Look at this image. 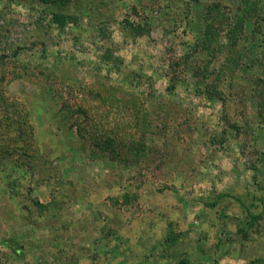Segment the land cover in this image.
Wrapping results in <instances>:
<instances>
[{
    "label": "rangeland",
    "instance_id": "rangeland-1",
    "mask_svg": "<svg viewBox=\"0 0 264 264\" xmlns=\"http://www.w3.org/2000/svg\"><path fill=\"white\" fill-rule=\"evenodd\" d=\"M195 1L0 0V264H264V0Z\"/></svg>",
    "mask_w": 264,
    "mask_h": 264
},
{
    "label": "trees",
    "instance_id": "trees-1",
    "mask_svg": "<svg viewBox=\"0 0 264 264\" xmlns=\"http://www.w3.org/2000/svg\"><path fill=\"white\" fill-rule=\"evenodd\" d=\"M40 1L43 2V3H51V4H54V3H56V4L57 3L66 4L69 0H40ZM198 1L199 0H196L195 4H197ZM260 1L261 0H237L238 13L239 14L236 13V14L233 15L234 21H237L238 19L242 20L244 18L249 17L251 14L255 13L256 9H257V6H258ZM195 8H196V11L199 10L198 7L195 6ZM212 11L213 12H219L220 11L219 7L217 6V3H215V6L213 5ZM54 15H55V20L58 22L60 27L64 26V24L66 23L67 19H73L74 18V16H72V15H64L63 13H60V12H56V13L54 12ZM206 21H208V22L206 23V25H204V29L201 30L197 34V42L200 43L199 47L201 46V48L204 49V50H207V47H210L209 45L212 44L213 37L217 36V34H218L217 33L218 26L214 25L213 22L210 21V19H208ZM224 21H225V23H227L228 19L226 18ZM133 29L136 30L137 34H141L144 31V29L142 27H139V26L138 27H133ZM211 81H206V79H205L204 81H202V84H203L202 87L206 88L207 90H209L208 94H209V97H211V99L218 98V95L216 93V91L219 90V88L217 86L218 84L216 82L214 83V82H211ZM262 86L264 87V83L262 84ZM210 90H213V91H210ZM214 90H216V91H214ZM98 91L99 92L101 91L100 87H99ZM113 92H114V90H113ZM254 101H255V107H256V109H255V118L257 119V123L258 124H264V89L259 92L258 99H254ZM12 109H13V111L9 110V108L7 107V99H6V97L0 92V139H3V137H5L6 135L11 137V138L19 139L17 133L20 132V134H22L21 133L22 132L21 131L22 127L19 126L20 121L17 120L15 118V115H14L15 113H19L20 110L16 111L17 108L16 109L12 108ZM77 112H79V115H80V114L84 113V110L79 108L77 110ZM30 127H31L30 124H28L27 128L29 129ZM29 130H30V132H32L31 129H29ZM131 147H136L135 149L139 150V151L143 150L141 143L139 145H137V146L131 145ZM129 152L137 154V152L135 150L131 149L130 146H129ZM129 196L130 195L128 193H123L122 194V197H123V201L122 202H123V204L126 205L129 202L128 201V197ZM220 197H222V198L223 197H229L231 199V197L229 195H226V194L218 195V198H220ZM232 198H234V197H232ZM235 200L239 201L238 199H235ZM216 202L217 201H214L210 205L213 207L214 205H216ZM238 203L240 205V209L242 210L244 208L243 207L244 205L241 204L240 201ZM262 211H260L257 214L248 213L247 221H245L242 224L243 228L241 227V228L237 229L238 233L242 232V236L245 237L246 236V231L245 230L247 228L253 227L254 224L259 219H261ZM237 230H235L236 233H237ZM205 233L207 234V231H203V234H205ZM171 234H169L167 236H164V239H165L166 243L175 242L176 239L179 236L178 235L179 233H174L172 231H171ZM8 243L11 244L10 247H12V243L11 242H8ZM177 264H190V262H189L188 259L183 257L177 262Z\"/></svg>",
    "mask_w": 264,
    "mask_h": 264
}]
</instances>
